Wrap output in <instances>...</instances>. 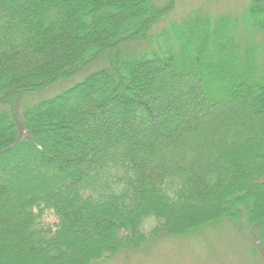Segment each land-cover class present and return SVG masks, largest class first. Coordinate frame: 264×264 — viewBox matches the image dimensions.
Instances as JSON below:
<instances>
[{
  "label": "trees",
  "instance_id": "16d2710c",
  "mask_svg": "<svg viewBox=\"0 0 264 264\" xmlns=\"http://www.w3.org/2000/svg\"><path fill=\"white\" fill-rule=\"evenodd\" d=\"M175 4L0 0V264H92L222 220L264 254V48L196 15L122 54ZM244 27L264 35V0Z\"/></svg>",
  "mask_w": 264,
  "mask_h": 264
},
{
  "label": "rangeland",
  "instance_id": "374dc122",
  "mask_svg": "<svg viewBox=\"0 0 264 264\" xmlns=\"http://www.w3.org/2000/svg\"><path fill=\"white\" fill-rule=\"evenodd\" d=\"M149 1L159 8L167 3V0ZM249 3L250 0H176L174 9L150 33L151 41L123 45L122 54L137 58L155 50H164L166 38L172 35L171 27L196 15L208 17L212 22L221 17L236 18L239 23V40L242 43L250 42L264 48V35L250 32L244 27V18ZM98 63L89 66L72 79L25 96L22 99L20 111L73 87L89 74L105 66V64L100 66ZM12 174L15 175V171H11L9 176ZM28 174L32 173L28 171ZM23 180L26 181V178ZM154 222L153 219H146L143 222L141 230L145 235H148ZM241 226L235 227L229 221L222 220L180 237L161 235L148 239L136 250L128 253L121 252L112 258L92 264H264V254L257 250L248 239L244 231L245 227ZM2 264H7V259L2 258Z\"/></svg>",
  "mask_w": 264,
  "mask_h": 264
}]
</instances>
